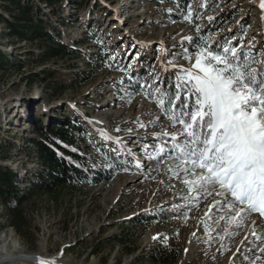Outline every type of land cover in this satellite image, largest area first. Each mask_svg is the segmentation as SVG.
I'll list each match as a JSON object with an SVG mask.
<instances>
[{
  "label": "rangeland",
  "instance_id": "1",
  "mask_svg": "<svg viewBox=\"0 0 264 264\" xmlns=\"http://www.w3.org/2000/svg\"><path fill=\"white\" fill-rule=\"evenodd\" d=\"M41 8L74 51L42 57L30 43L2 39L0 25V51L8 59L0 68V164L17 173L16 186L27 193L40 171L30 142L36 128L68 119L80 125L83 150L102 167L118 163L107 180L56 201L26 197L21 205L31 241L11 227L0 204V248L22 253L0 264H39L30 256L57 264H161L156 256L163 250L177 254L172 264H264L258 236L235 255L232 247L238 249L245 234L228 223L234 214L210 211L209 195L185 184L192 177L179 171L180 161L150 158L159 146H171L162 132L180 129L169 127L155 102L156 89L175 90L179 70L195 63L197 45L206 41L215 48L230 41L250 55L251 67H261V0H65L52 11ZM223 9H231L230 19L212 20ZM141 214L158 219L141 225ZM256 220L264 223L252 213L241 226ZM126 228L134 232L130 240L112 247L108 239ZM257 234L264 237V226Z\"/></svg>",
  "mask_w": 264,
  "mask_h": 264
},
{
  "label": "snow or ice",
  "instance_id": "2",
  "mask_svg": "<svg viewBox=\"0 0 264 264\" xmlns=\"http://www.w3.org/2000/svg\"><path fill=\"white\" fill-rule=\"evenodd\" d=\"M195 55L191 69L179 70L174 91L156 89L157 107L169 127L179 124L180 129L162 132L171 146H159L158 155L150 158L167 155L180 161L179 171L192 177L184 180L189 190L211 195V186L221 199L210 210L234 214L228 223L240 227L252 213L264 217V62L259 69L251 67L250 55L239 53L230 41L215 48L205 41ZM184 58H191L188 49Z\"/></svg>",
  "mask_w": 264,
  "mask_h": 264
},
{
  "label": "trees",
  "instance_id": "3",
  "mask_svg": "<svg viewBox=\"0 0 264 264\" xmlns=\"http://www.w3.org/2000/svg\"><path fill=\"white\" fill-rule=\"evenodd\" d=\"M63 2L65 0H0L1 38L12 45L30 43L42 57L58 59L70 56L74 48L61 41L59 32L49 26L44 18L46 14L41 8L43 5L52 11ZM230 14L231 9L220 10L212 16V20L220 17L230 19ZM7 61L5 54L0 51V68ZM35 132L36 137L31 138L30 142L40 171L30 182L27 193L16 186L17 173L0 164V204L7 213L11 227L25 241H31L32 236L31 224L21 205L26 197L35 194L56 201L65 195L78 192L86 184L95 185L107 180L111 174L110 168L118 163L116 160L110 161L111 166L104 168L89 154L87 148L83 150L81 128L74 120L50 123L44 128L39 126ZM157 219L155 216L141 214L136 223L149 225ZM133 233L126 228L120 235L112 236L108 240L112 247L114 244L124 245ZM93 253L101 254L99 251ZM156 257L161 264H172L177 254L163 250Z\"/></svg>",
  "mask_w": 264,
  "mask_h": 264
},
{
  "label": "bare ground",
  "instance_id": "4",
  "mask_svg": "<svg viewBox=\"0 0 264 264\" xmlns=\"http://www.w3.org/2000/svg\"><path fill=\"white\" fill-rule=\"evenodd\" d=\"M210 192L212 194L208 196L209 199H210L209 200V207L211 205H213L214 201H217L218 200L217 198H219V197L216 196L215 191H210ZM213 209H217V208H213ZM213 209L211 208V210H213ZM263 226H264V223L263 222H260L258 220H256L254 222V224H250V225L244 224L243 226H240V227H237V228H236V225H235V228H236L235 230L241 229V231H242L241 236L243 234H245V238L243 240V243H241L240 247L238 249H236V247H232V251L237 250V252L235 253V255L239 254L238 252H240L239 250H241V246H244L245 245L244 243H247L249 239L253 238V236H255V237H257V236L258 237H261L262 236V234H260V235L257 234V231H259ZM255 232H256V234L254 235L253 233H255ZM8 250L7 251H4L3 248H0V261H4V260H18V259H21L22 253L19 251L18 248L8 249ZM235 255H233L232 259L234 258L236 260L237 257ZM249 257L250 256L247 254V258L246 259H249ZM40 259H41L40 257H33V256H30V258H29V260H31L33 262H39ZM43 260H45V261H54V260H52V258H51V260H49V259H43ZM230 263H232V262H230ZM54 264H57V263L54 262Z\"/></svg>",
  "mask_w": 264,
  "mask_h": 264
}]
</instances>
